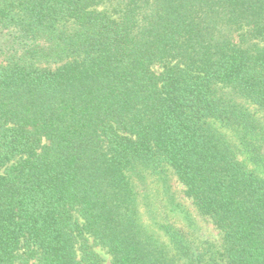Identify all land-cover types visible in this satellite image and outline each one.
Returning <instances> with one entry per match:
<instances>
[{"label":"trees","instance_id":"16d2710c","mask_svg":"<svg viewBox=\"0 0 264 264\" xmlns=\"http://www.w3.org/2000/svg\"><path fill=\"white\" fill-rule=\"evenodd\" d=\"M261 111L264 0H0V264H264Z\"/></svg>","mask_w":264,"mask_h":264},{"label":"rangeland","instance_id":"374dc122","mask_svg":"<svg viewBox=\"0 0 264 264\" xmlns=\"http://www.w3.org/2000/svg\"><path fill=\"white\" fill-rule=\"evenodd\" d=\"M252 108L254 109V107ZM257 115L264 122V111L257 112ZM169 177V185L171 187V191L175 194V202L180 205L179 207H176L175 210H171L170 206H165L169 200L164 194L156 193L155 188L161 186L157 180L154 182L151 180L147 184L138 182V190L142 193L138 207V217L145 229L150 232H154L157 236L161 237H163L161 225L165 222H171L181 227L186 226L187 229H189L191 227L187 226L188 213L192 215L195 221L194 228L195 224L197 225L198 229L193 230V232L199 241L209 239L220 243L221 236L219 235V232L214 228L208 217L199 214L192 200L185 196L184 185L179 182L174 175L171 174ZM147 192L149 193L148 198L144 196ZM96 250L104 258V264H109L111 259L110 254H108L101 246H96ZM31 264H34V260Z\"/></svg>","mask_w":264,"mask_h":264}]
</instances>
